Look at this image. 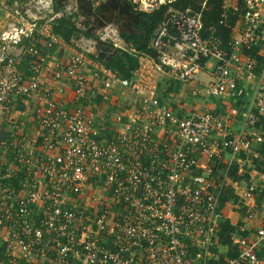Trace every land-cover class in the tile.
I'll return each instance as SVG.
<instances>
[{
    "label": "built area",
    "instance_id": "2783aa9c",
    "mask_svg": "<svg viewBox=\"0 0 264 264\" xmlns=\"http://www.w3.org/2000/svg\"><path fill=\"white\" fill-rule=\"evenodd\" d=\"M124 1L162 10L149 51L120 46L129 77L73 49L41 81L38 43L64 47V13L0 0V264H209L229 245L226 264H264V0H221L216 15L209 0ZM115 83L131 98L110 119L92 103ZM31 97L33 137L16 115ZM238 205L257 224L222 245Z\"/></svg>",
    "mask_w": 264,
    "mask_h": 264
},
{
    "label": "trees",
    "instance_id": "16d2710c",
    "mask_svg": "<svg viewBox=\"0 0 264 264\" xmlns=\"http://www.w3.org/2000/svg\"><path fill=\"white\" fill-rule=\"evenodd\" d=\"M186 0H180L178 3H185ZM212 8V14L216 15L219 11V6L221 0H209ZM58 0H53L54 9L57 10L59 7ZM131 8V7H130ZM136 15V22L132 26V31L125 32L121 34V38L124 42L130 45L136 52H147L150 39L152 38L153 32L158 26L161 17L162 10L151 14L137 13L132 10ZM53 31L59 34L65 41L70 42L71 37L76 36L81 33L74 23L71 21L70 17L63 15L59 18L55 25L53 26ZM85 35L89 36L90 33L84 32ZM98 52L96 53V58L99 59L106 67L111 69L118 77H129L131 71L137 66V59L126 49L116 48L111 45H107L102 41L97 40ZM110 48V49H109ZM149 49V50H148ZM104 52L103 54L100 52ZM99 53V56H98ZM94 57V56H91ZM95 58V57H94ZM260 123L264 127V117H261ZM264 171V170H263ZM233 178H237L232 175ZM231 195H224L221 197V204H224ZM232 224L228 220L222 223L223 229L220 232V243L222 245H229L230 243V233L234 231L235 227L238 225ZM237 255V250L229 245L228 251L216 260H212L209 264H226L228 258Z\"/></svg>",
    "mask_w": 264,
    "mask_h": 264
},
{
    "label": "crops",
    "instance_id": "0c3cea01",
    "mask_svg": "<svg viewBox=\"0 0 264 264\" xmlns=\"http://www.w3.org/2000/svg\"><path fill=\"white\" fill-rule=\"evenodd\" d=\"M36 2L39 3V0H37ZM59 9L61 10V8H59ZM18 10L24 16L30 15V16H35V17H41V14L39 13V11H41V10L38 7H36L34 9V7L31 8L30 5L29 6L24 5V6L18 7ZM47 10H49V9H47ZM56 21H55V23H56ZM38 23H41V22L38 21ZM55 23L53 24V26L55 25ZM57 35H59V34H57ZM60 38H61V44L64 45V47H62V48H60L59 46H54V47L48 48V47L44 46L43 43L42 44L38 43V47L41 48V50L48 52L49 58H50L47 61L46 69L41 73V76L39 77L41 81L45 80V78L48 74V71L50 70L51 67H53L55 61L64 60L67 57V54H66L67 51H71L73 49L75 50V48L72 46V42L79 40V38L77 39L75 37H71L70 42H67L61 36H60ZM120 39H122V38H120ZM118 41H122L121 44L118 43L119 47L114 46L113 44H111V45L113 47L120 48V46L126 44L123 41V39L118 40ZM126 45L128 46V44H126ZM17 47L18 48L11 47L10 51L12 53H16L17 50L19 51V45H17ZM82 49H84V48H82ZM84 50H86L90 56H94L96 58V56H95L96 54L93 53V51H91L92 49L91 50L90 49H84ZM97 52H98V50H97ZM23 69H25V68H23ZM88 77H90V76L88 75ZM129 96L130 95L128 92L123 91L122 88L120 87V85L115 83L113 86V90L110 93L109 101L102 102L100 97L97 96L93 100L92 106H93V108H99L101 114H106L111 119L112 115H114L115 112L118 111L121 106L122 107L127 106V105L129 106ZM175 96H179L181 98L180 102L184 103L186 108H188V109H190L193 106H196L198 104L197 100L192 99L191 96H189V95H184V94L179 95V93H175ZM38 103H39V101L35 97L28 98L25 101V103L19 107V109H21L22 111H18V113L16 114L18 116V120L23 123L24 128L28 131V135L30 137H33L34 133H35V126H34V123L32 120L31 110ZM212 106L215 108L225 109L224 106H221V100H217V99H214L212 101ZM233 127H234V125H233ZM263 194H264V192L261 194V197L256 196V198H254V203L258 208L259 207L264 208V197H262ZM242 221L247 222V224L250 226L257 224L256 221H250V220L245 218L244 210L235 209L231 213L230 222L232 224H236V223L241 224ZM251 229L253 230L254 228L251 227Z\"/></svg>",
    "mask_w": 264,
    "mask_h": 264
},
{
    "label": "rangeland",
    "instance_id": "374dc122",
    "mask_svg": "<svg viewBox=\"0 0 264 264\" xmlns=\"http://www.w3.org/2000/svg\"><path fill=\"white\" fill-rule=\"evenodd\" d=\"M7 6L11 7L12 9H18V7L21 6V3L24 5H27L34 9L38 7L41 11L39 13L41 16H44L48 14L49 12L46 11L40 2L37 3L34 0H4ZM107 0H58L59 8L61 10L54 9V4L52 0V11L53 12H63L64 15L67 17H70L71 21L74 23V25L80 29L81 33H79L76 36H73L75 38H79V40L73 41L72 46L75 49H92L93 53H97L96 49V40L102 41L103 43L107 45H111L114 43H122L121 34L127 32L124 29H119L116 24L112 23L113 21H105V22H97L93 17L91 18L90 15H88V11L90 8L96 7L99 3H105ZM123 1V0H122ZM16 4V5H15ZM51 10V9H49ZM55 10V11H54ZM101 23V24H99ZM131 29L132 26H131ZM132 31V30H130ZM129 31V32H130ZM84 32L90 33L89 36L85 35ZM124 41V40H123ZM112 46V45H111ZM115 46V45H114ZM124 48L127 47V45H122ZM92 47V48H91ZM131 96H129V99ZM235 203V202H234ZM239 210L241 209L240 206H236ZM234 211V210H232Z\"/></svg>",
    "mask_w": 264,
    "mask_h": 264
},
{
    "label": "flooded vegetation",
    "instance_id": "af4514ba",
    "mask_svg": "<svg viewBox=\"0 0 264 264\" xmlns=\"http://www.w3.org/2000/svg\"><path fill=\"white\" fill-rule=\"evenodd\" d=\"M90 17L94 18L97 22L114 21L119 29L128 30L131 29L130 24L133 26L136 22V15L132 12L129 7L127 10V5L124 0H107L105 3H99L96 7L90 8L87 12ZM99 23V24H101ZM96 49H101L100 47ZM102 54L104 52L100 51Z\"/></svg>",
    "mask_w": 264,
    "mask_h": 264
},
{
    "label": "water",
    "instance_id": "95a60500",
    "mask_svg": "<svg viewBox=\"0 0 264 264\" xmlns=\"http://www.w3.org/2000/svg\"><path fill=\"white\" fill-rule=\"evenodd\" d=\"M124 3L127 5V10L129 11V7H130L129 4L126 1H124ZM112 23L116 24V22H114V21ZM130 26H132V25L130 24ZM97 42L98 41L96 40V43H95L96 45H97ZM98 56H99V53H98Z\"/></svg>",
    "mask_w": 264,
    "mask_h": 264
}]
</instances>
